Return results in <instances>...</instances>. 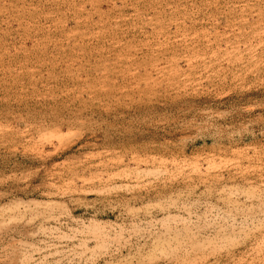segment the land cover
Returning a JSON list of instances; mask_svg holds the SVG:
<instances>
[{"label":"rangeland","instance_id":"1","mask_svg":"<svg viewBox=\"0 0 264 264\" xmlns=\"http://www.w3.org/2000/svg\"><path fill=\"white\" fill-rule=\"evenodd\" d=\"M0 264H264V0H0Z\"/></svg>","mask_w":264,"mask_h":264}]
</instances>
